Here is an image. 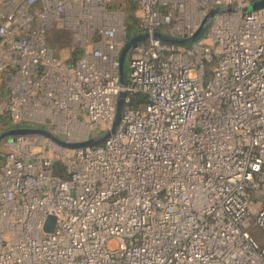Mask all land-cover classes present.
<instances>
[{"label": "built area", "instance_id": "built-area-1", "mask_svg": "<svg viewBox=\"0 0 264 264\" xmlns=\"http://www.w3.org/2000/svg\"><path fill=\"white\" fill-rule=\"evenodd\" d=\"M253 1L0 0L7 129L45 113L62 139L87 140L112 128L125 93L101 144L5 140L0 264H264V8L245 11ZM216 8L191 44L156 36L190 38ZM56 31L73 43L57 49ZM141 34L122 85V51Z\"/></svg>", "mask_w": 264, "mask_h": 264}, {"label": "water", "instance_id": "water-1", "mask_svg": "<svg viewBox=\"0 0 264 264\" xmlns=\"http://www.w3.org/2000/svg\"><path fill=\"white\" fill-rule=\"evenodd\" d=\"M264 8V0H254L251 5L249 7H247L245 9V11H257ZM226 10L224 8H216L214 10H212L209 15L204 19L202 25L198 28V30L196 31V33L194 34V36L190 37V38H185V39H180L178 37H174V36H170V35H165L162 32H158L156 34V36L160 39H162L164 42L170 43V44H180V45H187V44H191L194 41H196V39L202 34V32L205 29V25L206 23L209 21V19L217 12ZM228 11L234 10L233 8H228ZM149 37L148 34H141V35H135L134 37H132L128 43L126 44V46L124 47L122 54H121V66H120V70H121V83L122 85H124L126 83V78H125V61L127 58V53L130 50L131 47L138 45L140 42H143L145 40H147V38ZM124 98H125V93H121L120 97H119V101H118V106H117V112H116V117L113 123L112 128L103 133L100 134L96 137H92L90 139L87 140H83V141H77V142H69L66 141L62 138H60L59 136H57L53 131L44 128V127H14L11 129H8L6 131H4V133L0 136V146H1V141L2 139L6 138H11L12 136H16V135H20V134H43L45 136L50 137L51 139H53L55 142H57L58 144L67 147V148H81V147H86V146H91V145H97V144H101L102 142H104L110 135L114 134L117 127L120 124L121 121V117H122V112L124 109ZM2 154L0 153V158H2ZM56 220L57 218L53 215L48 216L46 224H45V230L48 232H52L55 229V225H56Z\"/></svg>", "mask_w": 264, "mask_h": 264}, {"label": "rangeland", "instance_id": "rangeland-1", "mask_svg": "<svg viewBox=\"0 0 264 264\" xmlns=\"http://www.w3.org/2000/svg\"><path fill=\"white\" fill-rule=\"evenodd\" d=\"M50 40L52 44L57 48V49H64L69 47L71 43H73V39L70 34H66L63 32H53L50 34ZM129 70V60L128 57L126 58L125 61V78H127ZM7 87L5 85L4 77L2 74H0V131L6 127H9V122L7 121V117L4 115L5 113V108L6 104L8 101V96L7 95ZM36 116H33L31 118H28L27 121L25 122L26 124L23 125H28L29 127H44L49 130H52L57 136L60 138H65V134L62 132V125H57L52 122L49 116H47L45 113H40L36 118ZM86 131H81L79 135L85 134ZM92 136L100 135L103 134V132H95L91 133ZM5 142V141H4ZM2 143L0 147V151L4 152L7 150L5 143Z\"/></svg>", "mask_w": 264, "mask_h": 264}, {"label": "trees", "instance_id": "trees-1", "mask_svg": "<svg viewBox=\"0 0 264 264\" xmlns=\"http://www.w3.org/2000/svg\"><path fill=\"white\" fill-rule=\"evenodd\" d=\"M135 10H136V6L133 5L132 3L129 4V6L127 7L126 9V14H127V25H128V28L131 32H135L136 31V24H137V20H136V17H135ZM135 100H139L138 98H136ZM23 124H26V123H23ZM25 126V125H23ZM28 126V125H26ZM57 172L58 173H62L63 171V167L58 164L57 165V168H56Z\"/></svg>", "mask_w": 264, "mask_h": 264}, {"label": "flooded vegetation", "instance_id": "flooded-vegetation-1", "mask_svg": "<svg viewBox=\"0 0 264 264\" xmlns=\"http://www.w3.org/2000/svg\"><path fill=\"white\" fill-rule=\"evenodd\" d=\"M11 127V126H10ZM23 127H25V126H23ZM33 127V126H32ZM6 130H8L7 128H5V130H1L0 131V136L4 133V131H6ZM6 140V138H4V139H2V141H1V145H2V143L4 142ZM1 147V146H0ZM0 153H2V151H0Z\"/></svg>", "mask_w": 264, "mask_h": 264}, {"label": "crops", "instance_id": "crops-1", "mask_svg": "<svg viewBox=\"0 0 264 264\" xmlns=\"http://www.w3.org/2000/svg\"><path fill=\"white\" fill-rule=\"evenodd\" d=\"M6 97H7V95H6Z\"/></svg>", "mask_w": 264, "mask_h": 264}]
</instances>
